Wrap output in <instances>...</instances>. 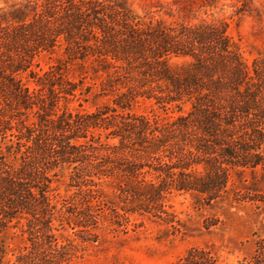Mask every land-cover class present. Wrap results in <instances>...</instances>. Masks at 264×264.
<instances>
[{
  "label": "trees",
  "instance_id": "obj_1",
  "mask_svg": "<svg viewBox=\"0 0 264 264\" xmlns=\"http://www.w3.org/2000/svg\"><path fill=\"white\" fill-rule=\"evenodd\" d=\"M251 2L172 0L169 21L129 0H0V231L19 227L24 238L12 264H70L103 223H174L173 194L212 205L233 174L264 171V58L249 64L219 16ZM58 52L35 70L39 55ZM96 84L106 103L72 107ZM141 98L179 113H137ZM236 195L264 214V188ZM255 237L242 264H264V231ZM7 254L0 244V264ZM170 264L223 262L195 247Z\"/></svg>",
  "mask_w": 264,
  "mask_h": 264
},
{
  "label": "rangeland",
  "instance_id": "obj_2",
  "mask_svg": "<svg viewBox=\"0 0 264 264\" xmlns=\"http://www.w3.org/2000/svg\"><path fill=\"white\" fill-rule=\"evenodd\" d=\"M129 2L140 15L156 11L159 16L173 20L164 13L169 10L172 0ZM236 6L228 3L219 16L227 18V31L250 64L256 57L264 58V0H252L241 10ZM61 57V52L51 55L42 53L37 57L35 70H47ZM171 63L179 68L186 63V59L172 58ZM78 70L76 65H71L68 76L74 78L72 74H78ZM23 78L33 85L28 75L24 74ZM89 82L92 81L88 77L85 85ZM98 89L96 84L82 106L74 100L72 107L92 111L106 103L108 97L96 95ZM133 110L160 118H170L179 113L177 110H164L153 100L144 98L139 99ZM67 182V176L55 182V192L59 196L68 193ZM245 187L264 188V171L254 175L250 172L233 174L223 197L212 205H205L187 193L173 194L167 204L175 215L174 223L145 214L131 215L125 228L103 223L97 230L96 241L82 243V248L70 264H170L195 247L212 249L223 264H242L254 250L255 233L264 231V214L258 212L249 200L239 199L236 195L238 191L243 192ZM72 237L79 240L75 235ZM0 244L8 252L2 264H12V253L24 244L21 229L9 227L0 231Z\"/></svg>",
  "mask_w": 264,
  "mask_h": 264
}]
</instances>
